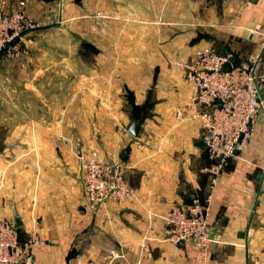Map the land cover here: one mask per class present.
I'll use <instances>...</instances> for the list:
<instances>
[{
	"label": "crops",
	"instance_id": "1",
	"mask_svg": "<svg viewBox=\"0 0 264 264\" xmlns=\"http://www.w3.org/2000/svg\"><path fill=\"white\" fill-rule=\"evenodd\" d=\"M20 2L42 26L16 54L0 57V219L21 216L23 264H250L264 257V112L247 147L214 180L206 169L212 159L198 145L203 128L194 113L202 106L180 65L218 45L221 26L235 27L228 24L235 0H0V9ZM247 4L254 11L242 19L253 15L255 30L243 42L254 49L237 52L244 60L259 52L264 74V0ZM63 14L68 20L58 24ZM50 31L59 36L52 54L44 52ZM142 117L131 134L129 124ZM93 149L101 160H119L134 188L97 214L83 190L82 163ZM194 202L214 239L206 260L188 242L163 239V215ZM33 233L43 244H30ZM111 250L122 255L112 258Z\"/></svg>",
	"mask_w": 264,
	"mask_h": 264
},
{
	"label": "built area",
	"instance_id": "2",
	"mask_svg": "<svg viewBox=\"0 0 264 264\" xmlns=\"http://www.w3.org/2000/svg\"><path fill=\"white\" fill-rule=\"evenodd\" d=\"M23 7L24 2H20V7L10 12L0 9V57L16 54L20 42L42 26ZM234 58L232 52L199 48L188 60L180 62L186 79L195 87L193 98L202 106L194 115L202 124V140L212 159L206 169L214 180L228 160L247 147L256 120L264 112V74L257 71L260 53H252L240 63ZM228 63L230 69L226 68ZM82 167L85 205L91 213H99L110 201L123 202L133 196L134 188L127 182L119 160H101L93 149ZM163 220L165 241L188 242L203 260L207 259L214 239L200 202L173 207ZM30 244L39 246L43 241L33 233ZM28 252L14 223L0 219V264H23L29 258ZM110 254L112 258L122 255L115 250ZM77 264H83L82 259ZM250 264H264V257L255 258Z\"/></svg>",
	"mask_w": 264,
	"mask_h": 264
},
{
	"label": "rangeland",
	"instance_id": "3",
	"mask_svg": "<svg viewBox=\"0 0 264 264\" xmlns=\"http://www.w3.org/2000/svg\"><path fill=\"white\" fill-rule=\"evenodd\" d=\"M251 2V4L255 3V0H235V16L233 20H230L228 22V24H234L235 23V27H220V33L219 36L220 39L219 41H221L218 45H210L209 47H204V48H211L217 52L220 51H228V52H232L235 57L237 59H239L240 61L244 60L245 58L243 57V52L247 49V50H253L254 47L249 43L247 44L246 41L243 42L244 39L247 38L248 33L252 30L254 31L255 29L253 28L254 24V19H253V15H252V21L250 19V17L247 15V17L244 19H242V16L244 15L245 12L250 11L253 12L254 10L252 9V5H248L247 3ZM58 5V3H57ZM252 6V7H251ZM63 8V6H61V9ZM249 12V13H250ZM252 14V13H251ZM70 16V15H69ZM55 16V20H56ZM60 17L63 18V22H61L59 19L58 24L64 23L65 21H67V15L63 14ZM221 19V18H220ZM222 20V19H221ZM237 26V27H236ZM38 30V29H37ZM36 31V30H35ZM36 33H33V37H38L39 35H37ZM199 36V34H198ZM59 36L54 35V33L51 31L48 33L47 36L44 35L43 38H47L44 41V52L48 53V54H52L55 53V47H52V43H54L55 38H57ZM67 38V36H65ZM41 38V39H43ZM26 39V38H25ZM227 40H234L235 45L231 46L228 45V41ZM25 40L21 41L20 44H24ZM250 48V49H249ZM46 50V51H45ZM66 50V49H65ZM20 51L24 52V47H20ZM26 51V49H25ZM240 52L241 54H238V52ZM28 52V51H27ZM240 55V56H239Z\"/></svg>",
	"mask_w": 264,
	"mask_h": 264
},
{
	"label": "water",
	"instance_id": "4",
	"mask_svg": "<svg viewBox=\"0 0 264 264\" xmlns=\"http://www.w3.org/2000/svg\"><path fill=\"white\" fill-rule=\"evenodd\" d=\"M226 68H227V69H230V68H231V64L228 63V64L226 65ZM142 122H143V117H142L141 119L137 120V121H132V122L129 124V126H128V130H129V132H130L131 134H133V135H137L138 132H139V129H140V127H141ZM198 145H199L200 147H206L205 142H204L203 140L200 141V142H198ZM22 224H23V221H22L21 216L18 214L17 211H15V212H14V225H15L16 227H19V226H21Z\"/></svg>",
	"mask_w": 264,
	"mask_h": 264
},
{
	"label": "trees",
	"instance_id": "5",
	"mask_svg": "<svg viewBox=\"0 0 264 264\" xmlns=\"http://www.w3.org/2000/svg\"><path fill=\"white\" fill-rule=\"evenodd\" d=\"M234 60H236V57L234 58ZM240 61H238L237 63H239ZM18 228V230H19V227H17Z\"/></svg>",
	"mask_w": 264,
	"mask_h": 264
}]
</instances>
